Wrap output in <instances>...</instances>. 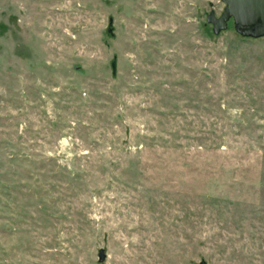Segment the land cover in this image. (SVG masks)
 <instances>
[{
	"label": "rangeland",
	"instance_id": "1",
	"mask_svg": "<svg viewBox=\"0 0 264 264\" xmlns=\"http://www.w3.org/2000/svg\"><path fill=\"white\" fill-rule=\"evenodd\" d=\"M212 9L0 0V264H264V36Z\"/></svg>",
	"mask_w": 264,
	"mask_h": 264
},
{
	"label": "water",
	"instance_id": "2",
	"mask_svg": "<svg viewBox=\"0 0 264 264\" xmlns=\"http://www.w3.org/2000/svg\"><path fill=\"white\" fill-rule=\"evenodd\" d=\"M224 9L219 16L214 10L206 15V21L212 25L214 34L225 30L231 19L235 30L247 37L264 36V0H221ZM108 31H111L112 18L108 20ZM112 72L115 73V62H112ZM106 254L103 249L98 252V261H104Z\"/></svg>",
	"mask_w": 264,
	"mask_h": 264
}]
</instances>
